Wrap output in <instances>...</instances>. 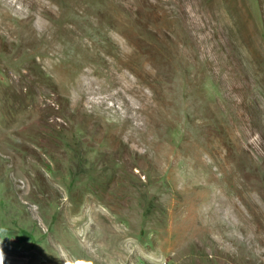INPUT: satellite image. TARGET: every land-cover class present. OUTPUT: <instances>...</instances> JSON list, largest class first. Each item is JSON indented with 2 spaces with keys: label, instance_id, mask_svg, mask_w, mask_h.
Masks as SVG:
<instances>
[{
  "label": "rangeland",
  "instance_id": "374dc122",
  "mask_svg": "<svg viewBox=\"0 0 264 264\" xmlns=\"http://www.w3.org/2000/svg\"><path fill=\"white\" fill-rule=\"evenodd\" d=\"M0 23V264H264V0Z\"/></svg>",
  "mask_w": 264,
  "mask_h": 264
},
{
  "label": "bare ground",
  "instance_id": "6f19581e",
  "mask_svg": "<svg viewBox=\"0 0 264 264\" xmlns=\"http://www.w3.org/2000/svg\"><path fill=\"white\" fill-rule=\"evenodd\" d=\"M4 9V8H3ZM2 10V9H1ZM4 13V12H3ZM5 14V13H4ZM7 17V16H6ZM9 18V17H8ZM2 20H4L3 18H2ZM1 24V23H0ZM11 25V24H10ZM1 26H3L2 24H1ZM12 27V26H11ZM9 28H10V26H9ZM7 29V28H6ZM12 29V28H11ZM14 31V30H13ZM5 33V32H4ZM13 36V35H12ZM19 35H17L16 37H18ZM15 39V38H14ZM19 39V38H18Z\"/></svg>",
  "mask_w": 264,
  "mask_h": 264
}]
</instances>
